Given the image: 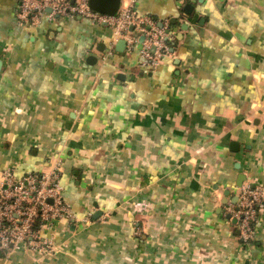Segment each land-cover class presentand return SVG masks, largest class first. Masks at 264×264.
Returning a JSON list of instances; mask_svg holds the SVG:
<instances>
[{
	"label": "crops",
	"instance_id": "obj_1",
	"mask_svg": "<svg viewBox=\"0 0 264 264\" xmlns=\"http://www.w3.org/2000/svg\"><path fill=\"white\" fill-rule=\"evenodd\" d=\"M18 3L0 0V174L60 159L84 221L46 234L57 254L0 264H264V208L248 246L223 211L264 190V0H137L174 37L154 69L141 39L66 16L20 27Z\"/></svg>",
	"mask_w": 264,
	"mask_h": 264
},
{
	"label": "built area",
	"instance_id": "obj_2",
	"mask_svg": "<svg viewBox=\"0 0 264 264\" xmlns=\"http://www.w3.org/2000/svg\"><path fill=\"white\" fill-rule=\"evenodd\" d=\"M89 0H19L16 19L20 27H36L45 17L79 18L103 25L114 37L123 39L127 48L142 39L140 53L144 65L157 68L172 52L173 34L167 21L158 25L154 19L136 12L137 0H124L115 16L98 14L88 6ZM62 161L54 160L47 171L18 177L14 170L0 174V253L5 258L21 252L54 255L65 248L53 235L46 236L56 223L74 226L81 221L63 198ZM235 203L223 205L224 214L234 221L239 239L248 246L253 241V227L264 208V190L242 186Z\"/></svg>",
	"mask_w": 264,
	"mask_h": 264
},
{
	"label": "water",
	"instance_id": "obj_3",
	"mask_svg": "<svg viewBox=\"0 0 264 264\" xmlns=\"http://www.w3.org/2000/svg\"><path fill=\"white\" fill-rule=\"evenodd\" d=\"M120 4H121V0H89L88 1V6L92 11L98 14H105L108 16H115L119 10ZM174 33L175 35L177 34L176 31ZM178 37L179 35H177V38ZM140 41H142V39ZM118 45L120 46V48H122V46H124L125 43L124 41H120ZM1 65L2 63L0 61V68H1ZM234 198L236 202L237 197H234Z\"/></svg>",
	"mask_w": 264,
	"mask_h": 264
},
{
	"label": "trees",
	"instance_id": "obj_4",
	"mask_svg": "<svg viewBox=\"0 0 264 264\" xmlns=\"http://www.w3.org/2000/svg\"><path fill=\"white\" fill-rule=\"evenodd\" d=\"M172 46V45H171Z\"/></svg>",
	"mask_w": 264,
	"mask_h": 264
}]
</instances>
